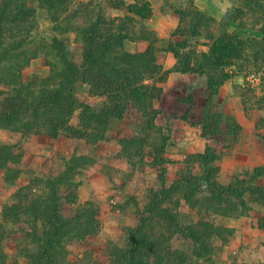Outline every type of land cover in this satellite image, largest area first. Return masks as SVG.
I'll return each instance as SVG.
<instances>
[{"label":"trees","instance_id":"16d2710c","mask_svg":"<svg viewBox=\"0 0 264 264\" xmlns=\"http://www.w3.org/2000/svg\"><path fill=\"white\" fill-rule=\"evenodd\" d=\"M70 1L37 0L54 26L51 40H46L34 36L37 16L29 0H0V129L22 132L29 138L65 135L95 144L107 140L112 121L123 118L132 107L147 119L149 129H158L154 119L159 110L154 108V100L161 98L163 88L159 83L168 74L156 62L162 51L175 54V69L206 75L212 95L231 76L227 67L236 65L246 70L252 66L263 73V94L256 102L264 106V59L262 66L257 61L258 57L264 58V0H229L232 6L222 17L218 36L212 31L215 17L190 0L189 12L178 11L180 24L173 33L187 39L172 42L165 50L155 45L157 37L155 41L149 39V30L129 29V20L135 23L136 18L145 20L153 15L149 2L138 0L128 6L126 13L121 9L119 16L97 12L85 24H78L74 14H68ZM232 27L235 30L230 31ZM71 31L82 43L81 62L76 61L75 49L64 37ZM242 32L258 35L245 38ZM200 36L211 41L208 52L189 48L190 38ZM137 40L148 41V48L142 52L126 49L128 41ZM39 56L46 58L49 75L25 78V68ZM83 84L89 85L91 95L105 96V103L80 102L76 93ZM78 109L79 122L72 125ZM212 115V123L204 128L208 139L212 138L211 128L215 134L221 132L223 121L231 135L238 133L234 117L210 112L207 117ZM119 141L130 164H134L133 152L141 153L149 144L142 136ZM163 151L164 147L154 156L155 165L161 169L162 188L149 191L148 202L138 213L139 224L128 229L124 242L102 232L94 200L78 202L80 182L75 176L93 163L91 156L74 155L66 160L59 175H36L18 188L14 193L17 204L10 205V209L16 219L23 214L29 218L27 235L37 246L36 251H28V264H210L213 239L227 241L234 234L219 216H243L254 205L250 201L264 206V186L255 183L264 173V166L245 172L244 177L238 174L224 185L218 179L221 155L208 146L204 152L188 155L179 178L167 185ZM22 158L23 151L15 144H0V173L5 184H18L24 172ZM195 165L200 168L198 173L194 172ZM183 204L194 212L186 220L181 211ZM65 206L71 211L69 216L64 213ZM176 235L194 243L192 256L171 247L169 242ZM69 247H81V258L69 261ZM0 264H5L1 257Z\"/></svg>","mask_w":264,"mask_h":264},{"label":"rangeland","instance_id":"374dc122","mask_svg":"<svg viewBox=\"0 0 264 264\" xmlns=\"http://www.w3.org/2000/svg\"><path fill=\"white\" fill-rule=\"evenodd\" d=\"M136 1L138 0H71L67 4V9L68 14H74V19L78 24H85L88 21L89 17L91 15L95 17L97 12L110 16L122 15L121 9L126 13V9L128 8V6ZM141 1L149 2L152 10L153 5H157V10L161 14L165 15L178 13V11L189 12V9L191 8L190 0H159L158 3L155 0ZM192 1L196 5L195 0ZM28 5L29 7L36 9L38 26L34 33L35 38L51 40L54 34V26L48 19L46 11L38 6L37 0H29ZM208 8L210 9V11H205L207 14L211 16H213L214 14L216 15V17L219 15V12L217 9H215V6L212 5V8ZM117 13L119 15H116ZM132 26L133 28L131 29ZM129 29L132 32H139L142 29L149 30L147 36L150 40L154 41L157 37V43H155L157 47H160V44L167 42L165 38L159 36L155 30L149 27L147 19L142 20L136 18L135 23L129 20ZM233 30H235L234 27L230 29V31ZM212 31L217 36L220 34L218 24L212 26ZM242 34L245 38L258 35V33L253 32H242ZM173 36L175 35L173 34ZM64 37H67L73 45L75 49L76 61L81 62L82 43L77 39V35L75 34V32L71 31ZM185 39L187 38L177 36L175 38H171L172 41L170 43L178 41L184 42ZM199 42H201L200 39ZM201 48H203V46H201ZM126 49L133 52L130 41L127 42ZM263 59V57H258L257 61L259 66L263 65ZM49 71L50 69L46 64V58L44 56H39L36 59L32 60L31 64L25 68L24 75L25 78H29L34 75L46 77L49 75ZM82 86L83 85H80L78 87V90H82ZM199 95H202V93L200 92ZM78 98L79 100L84 99V97H81V95H78ZM131 109L132 108L127 111L126 115L123 118L115 119L112 121V126L110 128L108 138L113 135L115 136L116 132H124L127 135L126 137L129 138H131L132 136L146 137L149 140V144L145 146L144 150L141 153L138 150L136 152H133L132 159L134 160V164H130L129 159L125 155H123L122 152L118 153L120 154L119 157L121 159H124L123 164L127 161V165L125 164L123 169L121 167H113V165H109V162H105L104 164L102 163V171L113 179L111 185L114 191H110L111 193H109L107 197L105 195L104 196L106 200L105 202L107 204L106 209L112 213V220H114V222L111 223L115 226L113 231L114 234H112L113 232L110 230V228H107L106 219L108 218V214L107 210L101 208L102 196L97 197L96 195H91L87 199H92L96 202L95 207L98 208V218L101 222L102 232L119 242L125 241V239L127 238L128 229L134 228L139 224L138 213L139 211H142L147 204L149 199V191L162 188V184L159 180L161 169L159 166L155 165L154 156L157 150H161L162 147L165 148L167 143V140H165V135L160 128L155 130L149 129L147 125L143 124V120L145 119L146 122L147 119H143L140 113L139 114L141 115V117ZM76 117L77 114L75 113L74 121H76ZM125 117L126 119H124ZM194 122L195 121H193L192 125L195 128L196 123ZM257 128L258 136L264 140L263 119H260V122H258L257 124ZM209 132L210 135H212L210 146L215 148L216 151L221 150L220 148L227 146L228 143H224V141L229 142V140L225 139L221 141V139H219L221 132L219 134H215L214 128H211ZM28 138L29 136L25 135L22 132H13L7 129H0V144H15L17 149H21L23 151L21 167L24 170L19 178L18 184L16 185L5 184L3 182L2 173H0V257L4 260L5 264H28V251L34 252L37 249L36 244L33 243L31 238L27 235V232H29L30 230L29 218L23 214L20 215L19 219H16L14 213L11 212L10 205L14 203L17 204L14 198V193L18 188L28 184L30 180L36 175L41 177L53 178V176L55 177L62 173V171L64 170H62L63 165V168H65V164L62 165L61 163V165L59 166L50 168V174H45V172H42V168L44 167L42 165L38 166V168H40L39 172L26 168V166L24 165L27 164L25 155L26 145L29 140ZM40 138H44V136H40ZM121 139L122 138H119V140ZM231 141L232 140H230V142ZM38 144L40 145L42 143H40L39 141ZM232 144L233 143H231V146H233ZM231 146L229 145V147ZM38 149L40 148L38 147ZM100 149L101 151H106L104 146H101ZM133 150L135 151V149ZM50 154L52 155V153ZM50 154L48 156H50ZM163 154L166 159V163H164V165L166 169L167 185H170L173 181L179 178V173L185 165L183 162V167L177 171L175 170L174 166L169 167L170 159L165 155L164 151ZM87 156H91L94 161L96 160V158L94 157L95 155L92 153ZM48 159L52 160L53 158L48 157ZM185 160L186 158L184 159V161ZM223 162L224 161L221 157L218 162V165L221 168L218 179L219 182L224 185L229 184L233 180L234 176L240 174L242 175V177H244L245 172L252 171L251 169H248L235 171L234 173L231 171H225L223 173ZM109 166L113 168L111 169ZM199 169V166L195 165L194 172L198 173ZM82 173H84V170H80L75 176V179L78 182L80 181L79 175ZM174 177L175 179L170 182V179ZM255 183L257 185L264 186V173L261 176L257 177ZM37 189L40 188L38 187ZM101 190L102 188H100V191ZM78 202L80 204L83 203V201L81 200ZM250 203L254 204L252 209L243 216L237 218H225L219 216L220 220L225 223V225L230 226L234 229V234L233 236L229 237L227 241L220 240L217 237L213 239L214 251L209 259L210 264H262L264 262V206L253 201H250ZM181 211L183 212L185 220L186 217L191 218L190 216L194 214L193 210L185 204L182 205ZM64 213L66 216H69L71 214L68 206H65ZM116 218H125L130 223L127 225H122L121 223H118L119 221ZM169 243L173 249L185 251L190 256H192L194 243L190 239H186L176 235L171 239ZM69 248V261L77 260L83 255V249L81 247Z\"/></svg>","mask_w":264,"mask_h":264},{"label":"crops","instance_id":"0c3cea01","mask_svg":"<svg viewBox=\"0 0 264 264\" xmlns=\"http://www.w3.org/2000/svg\"><path fill=\"white\" fill-rule=\"evenodd\" d=\"M155 1L159 2V0ZM195 2L202 11H210L208 7L212 8V5L216 7L215 9L218 10L219 15L216 17L213 14V17H215L214 25L218 24L220 30L222 17L231 8L232 3L229 0H195ZM157 7V5H153L154 13L147 21L149 27L167 41L159 45L160 48L165 50L170 45L171 38L177 37L173 36V33L180 24V15L178 13L161 14ZM199 39L201 42H199ZM189 42V48L198 52H208L211 45V41L204 36L190 38ZM130 44L133 52L145 51L149 46V42L146 40L130 41ZM156 62L163 71H168L166 80L159 83L163 88L162 96L154 100V108L159 110L157 117L154 119V124L162 130L165 140H167L164 153L170 159L169 167L174 166L175 170L178 171L183 167L184 159L188 155L204 152L211 145V139H208L204 134L206 123L209 125L214 119L213 115L207 117L208 112L211 114L221 113L224 118L232 116L239 125L238 133L231 135L226 121L221 123L219 139L221 141L229 140V142L224 141L228 144L226 147L220 148L222 151H217L222 155L224 161L222 163L223 173L225 171L234 173L235 171L253 170L255 167L264 166V140L258 136L257 128L260 119L264 121V106H260L256 102L258 96L263 94L262 72L253 69L252 66L246 70H240L236 65L227 67V71L231 76L219 87L218 93L212 95L208 90L206 75L175 69L178 65V59L172 51L159 52ZM200 92L202 95H199ZM78 95L84 97L83 100H80L81 102L96 103L98 105H103L107 100L105 96L91 95L90 87L87 84H83L82 90L77 91V98ZM245 101L247 104L244 105ZM246 107L249 108L248 111H246ZM79 110L75 112L77 114L76 121H74L75 114L71 119L72 125H77L79 122ZM131 110H134L137 114L140 113L136 108L133 109L132 107ZM142 117L145 118L143 115ZM205 118H207V122H205ZM193 121L196 123L195 128L192 125ZM143 124L147 125V120L145 122L144 119ZM40 136H44V138H40ZM126 136L124 132H116L115 136L113 135L107 140L94 144L85 138L65 135H60L57 138H52L47 134L32 135L26 145L25 157L27 164L24 166L39 172L40 168L38 166L42 165L44 166L42 172L50 174V168L59 166L61 163L62 165L66 164V160L74 155L94 154L96 158L94 163L84 167L82 169L84 173L79 175V199L85 203L91 195L102 196L101 208L107 210L105 196L107 197L111 193L110 191H114L111 185L113 179L102 171V163L109 162V165L121 167L122 169L125 164L127 165V161L123 164L124 159H121L120 154H118L122 149L119 138ZM230 140L232 141L230 142ZM39 141L42 144L39 145ZM231 143H233V146H231ZM101 146H104L106 151H101ZM49 154L50 156H48ZM48 157L53 159L50 160ZM174 179L175 177L170 179V182ZM100 188H102L101 191ZM107 214V228H110L113 232L115 226L111 224L114 222L111 216L112 213L107 210ZM116 219L122 225L130 223L125 218Z\"/></svg>","mask_w":264,"mask_h":264}]
</instances>
